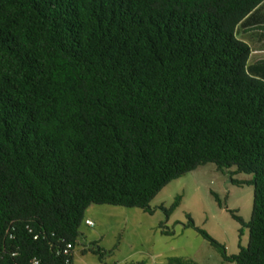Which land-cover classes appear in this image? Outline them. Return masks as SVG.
<instances>
[{"label": "trees", "instance_id": "16d2710c", "mask_svg": "<svg viewBox=\"0 0 264 264\" xmlns=\"http://www.w3.org/2000/svg\"><path fill=\"white\" fill-rule=\"evenodd\" d=\"M253 36L264 0H0V264H71L90 205L152 214L162 188L207 163L252 185L249 221L230 211L248 243L228 254L186 226L227 264H264ZM180 200L158 209L168 219Z\"/></svg>", "mask_w": 264, "mask_h": 264}, {"label": "rangeland", "instance_id": "374dc122", "mask_svg": "<svg viewBox=\"0 0 264 264\" xmlns=\"http://www.w3.org/2000/svg\"><path fill=\"white\" fill-rule=\"evenodd\" d=\"M238 30V37H242ZM249 62L264 59V39L253 36ZM227 169L224 174L207 163L169 182L150 201L152 214L139 208L92 204L85 210L79 236L72 250L71 264H168L180 259L184 264H227L218 251L195 229L187 227L191 217L196 227L223 244L228 254H236L238 244L248 243V230L232 218L230 211L247 223L251 216L253 187L234 185ZM232 179L250 180L252 175L233 174ZM179 206L167 219L158 209L169 208L176 196ZM241 233V236H240ZM105 251L103 259L90 249Z\"/></svg>", "mask_w": 264, "mask_h": 264}, {"label": "built area", "instance_id": "2783aa9c", "mask_svg": "<svg viewBox=\"0 0 264 264\" xmlns=\"http://www.w3.org/2000/svg\"><path fill=\"white\" fill-rule=\"evenodd\" d=\"M85 224L87 225H92V222L88 219L85 220ZM67 248L69 249L70 248V245H67ZM33 264H38V262L36 260H34Z\"/></svg>", "mask_w": 264, "mask_h": 264}, {"label": "crops", "instance_id": "0c3cea01", "mask_svg": "<svg viewBox=\"0 0 264 264\" xmlns=\"http://www.w3.org/2000/svg\"><path fill=\"white\" fill-rule=\"evenodd\" d=\"M259 38V37H258ZM248 41V40H247ZM249 43V42H248ZM249 45H250V43H249ZM252 49V48H251ZM250 63V62H249Z\"/></svg>", "mask_w": 264, "mask_h": 264}]
</instances>
